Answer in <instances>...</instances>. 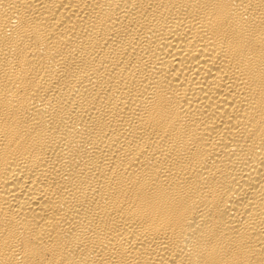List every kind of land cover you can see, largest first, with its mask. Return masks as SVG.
I'll use <instances>...</instances> for the list:
<instances>
[{"label": "bare ground", "instance_id": "6f19581e", "mask_svg": "<svg viewBox=\"0 0 264 264\" xmlns=\"http://www.w3.org/2000/svg\"><path fill=\"white\" fill-rule=\"evenodd\" d=\"M0 264H264V0H0Z\"/></svg>", "mask_w": 264, "mask_h": 264}]
</instances>
